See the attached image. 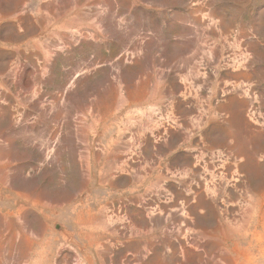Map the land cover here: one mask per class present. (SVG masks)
<instances>
[{
    "label": "rangeland",
    "instance_id": "1",
    "mask_svg": "<svg viewBox=\"0 0 264 264\" xmlns=\"http://www.w3.org/2000/svg\"><path fill=\"white\" fill-rule=\"evenodd\" d=\"M0 264H264V0H0Z\"/></svg>",
    "mask_w": 264,
    "mask_h": 264
}]
</instances>
